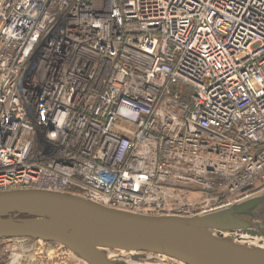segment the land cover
<instances>
[{
  "label": "built area",
  "instance_id": "built-area-1",
  "mask_svg": "<svg viewBox=\"0 0 264 264\" xmlns=\"http://www.w3.org/2000/svg\"><path fill=\"white\" fill-rule=\"evenodd\" d=\"M29 188L182 216L263 190L264 0H0V191Z\"/></svg>",
  "mask_w": 264,
  "mask_h": 264
},
{
  "label": "water",
  "instance_id": "water-1",
  "mask_svg": "<svg viewBox=\"0 0 264 264\" xmlns=\"http://www.w3.org/2000/svg\"><path fill=\"white\" fill-rule=\"evenodd\" d=\"M263 191L211 212L182 216L118 210L65 192L5 190L0 191V239L60 243L90 264H114L101 248L164 255L184 264H264V247L243 246L222 235L242 229L252 237L264 236L237 215L262 200Z\"/></svg>",
  "mask_w": 264,
  "mask_h": 264
},
{
  "label": "rangeland",
  "instance_id": "rangeland-1",
  "mask_svg": "<svg viewBox=\"0 0 264 264\" xmlns=\"http://www.w3.org/2000/svg\"><path fill=\"white\" fill-rule=\"evenodd\" d=\"M260 194V193H259ZM264 195V191L260 194ZM248 225L264 233V198L250 210L237 214ZM217 235L216 232H213ZM238 243L251 247H264V236L252 237L245 230L223 231ZM218 236V235H217ZM114 264H184L164 255L136 253L125 249L101 248ZM0 264H90L80 254L63 244L35 238L0 239Z\"/></svg>",
  "mask_w": 264,
  "mask_h": 264
},
{
  "label": "bare ground",
  "instance_id": "bare-ground-1",
  "mask_svg": "<svg viewBox=\"0 0 264 264\" xmlns=\"http://www.w3.org/2000/svg\"><path fill=\"white\" fill-rule=\"evenodd\" d=\"M211 235H213V236H217V235H215L213 232L211 233ZM239 244H241V243H239ZM241 245H243V246H247V245H244V244H241ZM248 247H251V246H248ZM258 247V246H257ZM260 247V246H259Z\"/></svg>",
  "mask_w": 264,
  "mask_h": 264
},
{
  "label": "trees",
  "instance_id": "trees-1",
  "mask_svg": "<svg viewBox=\"0 0 264 264\" xmlns=\"http://www.w3.org/2000/svg\"><path fill=\"white\" fill-rule=\"evenodd\" d=\"M21 217H27V215H21Z\"/></svg>",
  "mask_w": 264,
  "mask_h": 264
}]
</instances>
